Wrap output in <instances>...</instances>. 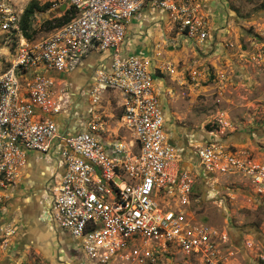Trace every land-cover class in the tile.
Masks as SVG:
<instances>
[{
    "label": "built area",
    "instance_id": "2783aa9c",
    "mask_svg": "<svg viewBox=\"0 0 264 264\" xmlns=\"http://www.w3.org/2000/svg\"><path fill=\"white\" fill-rule=\"evenodd\" d=\"M70 2L76 11L70 22L28 39L14 0H0V39L10 49L8 60L0 61V205L29 152H56L63 173L47 187L48 217L73 238L86 264H129L142 255L156 263V255L171 250L199 264H230L236 247L230 232L210 225L195 209L201 174L182 166L151 62L127 52V24L148 6L168 14L181 40L206 44L212 31L209 0ZM94 50L112 52L113 61L109 71L97 72L93 94H123L120 121L130 141L106 144L94 126L63 134L51 117L62 113L69 93L48 72L69 73ZM192 149L199 171L243 172L264 193L263 164L226 159L223 146L210 141L195 142ZM0 233L9 237L14 231L0 225Z\"/></svg>",
    "mask_w": 264,
    "mask_h": 264
},
{
    "label": "rangeland",
    "instance_id": "374dc122",
    "mask_svg": "<svg viewBox=\"0 0 264 264\" xmlns=\"http://www.w3.org/2000/svg\"><path fill=\"white\" fill-rule=\"evenodd\" d=\"M32 1L42 7L50 5L33 18L34 39L51 32L45 25L47 20L59 18L71 8L70 0H14V4L23 14ZM214 1L209 0L216 10L211 11L212 31L206 44L183 41L173 30L167 45L156 46L145 57L154 75L161 77L169 89L168 114L173 127L190 137L206 135L205 141L221 144L226 159L264 165V4L221 0L219 6L212 4ZM9 50L5 40L0 39V61L8 60ZM92 100L100 102L99 97ZM109 118L107 113L92 117L84 130L94 126L96 136L105 137L107 133L109 137L111 127L115 130L114 140L130 141L131 135L122 125L110 124ZM26 166L4 192L0 216H6L16 203L19 184L31 182L25 174ZM200 174L196 177L195 209L210 225L230 232L236 246L230 264H264V193L249 176L234 169ZM32 192L25 191L20 200L30 198ZM13 222L11 218L0 223L14 231L9 237L0 233V264H56L45 259L29 241L28 232H21L18 223ZM155 259L153 263L142 255L129 264H199L175 250L156 255Z\"/></svg>",
    "mask_w": 264,
    "mask_h": 264
},
{
    "label": "crops",
    "instance_id": "0c3cea01",
    "mask_svg": "<svg viewBox=\"0 0 264 264\" xmlns=\"http://www.w3.org/2000/svg\"><path fill=\"white\" fill-rule=\"evenodd\" d=\"M219 2L221 3V0H216L212 4L220 6ZM211 10L215 11V6H211ZM172 32L175 31H173L168 14L161 9L148 6L136 14L127 24V52L146 56L155 51L156 46L167 45L170 42L169 37ZM112 61V52L94 50L69 73L48 72V74L58 77L62 86L66 87L69 93L68 104L62 113L51 116L56 120L62 132L84 130L86 122L90 118L96 119L103 113H107V116L110 117L108 119L110 124L118 123L121 125L118 118L123 113L125 102L123 94L115 90H101L97 94H93L98 87L97 72L100 70L109 71ZM155 84L167 116V130L170 133L171 141L182 152V166L189 170H196L198 158L192 149V144L204 141L207 137L206 135L190 137L181 131V128L172 126L168 114L169 89L164 86L161 77L155 76ZM93 97H99L100 102L96 103L92 100ZM120 111L122 112L119 116L118 112ZM109 131H111L109 137H107V133L105 137L99 136V139L106 144L117 141L113 138L115 130L110 127ZM27 157L25 174L30 176L31 182L19 184L15 191L16 203L7 210L6 216L1 214L0 223L9 222L13 218V223H18L21 232H28L29 241L51 263L86 264L79 251L74 248L75 241L73 238L48 217L47 187L55 176L63 173L60 156L56 152L49 155L29 152ZM30 190L33 191L32 196L30 198L26 196L20 200V197L26 194L25 191ZM240 240L241 238L238 236V241ZM241 244L240 246H242ZM13 252L18 254V250Z\"/></svg>",
    "mask_w": 264,
    "mask_h": 264
},
{
    "label": "trees",
    "instance_id": "16d2710c",
    "mask_svg": "<svg viewBox=\"0 0 264 264\" xmlns=\"http://www.w3.org/2000/svg\"><path fill=\"white\" fill-rule=\"evenodd\" d=\"M50 5L44 7L40 6L38 1H32L24 10L21 16V30L28 39H34L32 32V21L37 11H43L48 9ZM76 16V11L73 7L67 10L61 17L47 20L45 25L48 26V30L53 31L60 28L70 22ZM15 44L13 45L14 48Z\"/></svg>",
    "mask_w": 264,
    "mask_h": 264
},
{
    "label": "flooded vegetation",
    "instance_id": "af4514ba",
    "mask_svg": "<svg viewBox=\"0 0 264 264\" xmlns=\"http://www.w3.org/2000/svg\"><path fill=\"white\" fill-rule=\"evenodd\" d=\"M196 166H198V168L196 170H194V171L197 172V173H202L203 170L199 171L201 168L199 167L198 162H197V165Z\"/></svg>",
    "mask_w": 264,
    "mask_h": 264
},
{
    "label": "water",
    "instance_id": "95a60500",
    "mask_svg": "<svg viewBox=\"0 0 264 264\" xmlns=\"http://www.w3.org/2000/svg\"><path fill=\"white\" fill-rule=\"evenodd\" d=\"M66 8V6H64L63 10ZM76 132V131H75ZM66 132H64L63 134H65Z\"/></svg>",
    "mask_w": 264,
    "mask_h": 264
}]
</instances>
